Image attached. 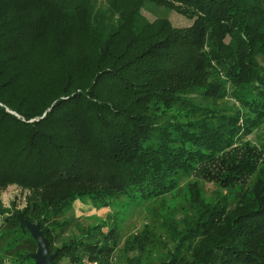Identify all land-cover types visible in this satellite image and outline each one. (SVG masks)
Instances as JSON below:
<instances>
[{
	"label": "trees",
	"instance_id": "obj_1",
	"mask_svg": "<svg viewBox=\"0 0 264 264\" xmlns=\"http://www.w3.org/2000/svg\"><path fill=\"white\" fill-rule=\"evenodd\" d=\"M110 1L114 23L88 19L78 56L61 36L94 0H0V186L29 191L23 210H0V264H35L19 217L40 225L52 264H112L119 231L69 215L125 199L161 209L126 242L131 264H264V153L247 140L264 130V0ZM150 4L192 24L147 22ZM188 179L197 219L175 223Z\"/></svg>",
	"mask_w": 264,
	"mask_h": 264
},
{
	"label": "rangeland",
	"instance_id": "obj_2",
	"mask_svg": "<svg viewBox=\"0 0 264 264\" xmlns=\"http://www.w3.org/2000/svg\"><path fill=\"white\" fill-rule=\"evenodd\" d=\"M94 8L91 15L85 12L81 15H76L72 20L74 27L69 31L68 35L61 36V41L66 43L67 49L72 52H76L78 56H82L86 53V46L84 44V26L87 24V20L94 23L98 30H104L109 25L114 23L112 13L110 12L111 1L110 0H94ZM142 17L150 23H154L157 20L168 19L173 26L178 28H184L190 26L192 21L185 15L180 14L177 10L169 9L165 6L158 4L146 5L141 9ZM117 17V16H116ZM97 19V20H95ZM72 23V21H71ZM117 43L123 45V37H118ZM247 140L256 144L259 149L264 153V130L255 131L252 135L247 137ZM195 187V181L188 179L184 181L180 188L173 192L171 196V202L168 204L170 208H177L178 215L175 223H183L185 217L188 214V218L195 217V207L193 210L189 209V201L192 199V190L188 188V185ZM200 185V184H199ZM206 201L212 202L217 196L216 187L210 183L202 184V194ZM29 191L23 189L18 185L0 186V210H23L28 201ZM200 196L201 198H203ZM231 196L229 200H231ZM157 202H131L128 200L111 201L101 209H97L88 203L77 202L73 208L69 217L75 218L80 224L88 226L90 224H98L102 226V231L107 234L111 232L119 231V236L122 237V242L119 245L120 252L113 254L114 258L112 264H131L133 260L138 258L139 254L135 251H129L126 254L125 246L126 242L131 236H140L146 231V227L150 223L151 212H160L161 209H156ZM234 207L228 206L224 212L231 211ZM223 216H220L222 218ZM224 219V217H223ZM196 221V220H195ZM104 226V227H103ZM75 232L72 230L66 234L70 237ZM62 237L57 246L62 245L66 238ZM168 242V241H166ZM166 254L161 252L158 259L153 264H166L167 261H163Z\"/></svg>",
	"mask_w": 264,
	"mask_h": 264
},
{
	"label": "water",
	"instance_id": "obj_3",
	"mask_svg": "<svg viewBox=\"0 0 264 264\" xmlns=\"http://www.w3.org/2000/svg\"><path fill=\"white\" fill-rule=\"evenodd\" d=\"M19 220L22 226H25L30 231L33 238L37 242L38 247L36 253L30 255V257L35 260V264H52L55 256L50 252L48 240L44 236L40 225L32 224L20 217Z\"/></svg>",
	"mask_w": 264,
	"mask_h": 264
}]
</instances>
